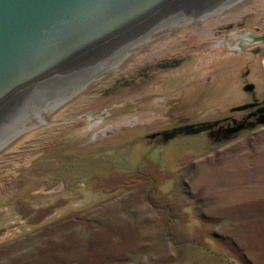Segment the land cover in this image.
Listing matches in <instances>:
<instances>
[{
    "label": "rangeland",
    "instance_id": "obj_1",
    "mask_svg": "<svg viewBox=\"0 0 264 264\" xmlns=\"http://www.w3.org/2000/svg\"><path fill=\"white\" fill-rule=\"evenodd\" d=\"M244 31L264 0L130 53L2 147L0 264H264V123L185 127L264 96V43L214 45Z\"/></svg>",
    "mask_w": 264,
    "mask_h": 264
},
{
    "label": "water",
    "instance_id": "obj_2",
    "mask_svg": "<svg viewBox=\"0 0 264 264\" xmlns=\"http://www.w3.org/2000/svg\"><path fill=\"white\" fill-rule=\"evenodd\" d=\"M238 1L0 0V149L130 53Z\"/></svg>",
    "mask_w": 264,
    "mask_h": 264
},
{
    "label": "flooded vegetation",
    "instance_id": "obj_3",
    "mask_svg": "<svg viewBox=\"0 0 264 264\" xmlns=\"http://www.w3.org/2000/svg\"><path fill=\"white\" fill-rule=\"evenodd\" d=\"M246 32V31H244ZM244 32H238L237 34L233 35V43H230V41L225 38L221 37L220 39L216 40V43L214 45H223L228 46L227 44L231 46H235L239 40L240 33ZM241 44L244 46V44L241 42ZM212 44H210L211 46ZM264 45V44H263ZM209 46V47H210ZM262 46V44H261ZM208 46L206 47V49ZM209 49V48H208ZM238 53L245 52L247 49L244 48V50H239L233 48ZM162 63V62H161ZM250 88H248L249 93L251 96L249 97V100L242 102L241 104L234 106V111L241 112V116L237 118L234 114H230L227 116H224L220 119L212 120V121H204V122H195V123H188L185 125V127H188V130L192 131L196 129L197 125L203 126L209 133L212 135L217 136L218 138H228L231 136H234L241 132L244 129H250L257 126L259 123H264V96L259 97L255 92V84L254 83H248ZM245 87V86H244Z\"/></svg>",
    "mask_w": 264,
    "mask_h": 264
},
{
    "label": "bare ground",
    "instance_id": "obj_4",
    "mask_svg": "<svg viewBox=\"0 0 264 264\" xmlns=\"http://www.w3.org/2000/svg\"><path fill=\"white\" fill-rule=\"evenodd\" d=\"M238 35H240V36H238L239 37V39H240V41L242 40V41H246L245 43H246V45H251V44H253V43H257V41L259 42V40H260V37L259 36H254V35H252V34H249V33H247V32H244V33H240V34H238ZM262 42V41H261ZM261 42H259V44L261 43ZM264 42V41H263Z\"/></svg>",
    "mask_w": 264,
    "mask_h": 264
},
{
    "label": "trees",
    "instance_id": "obj_5",
    "mask_svg": "<svg viewBox=\"0 0 264 264\" xmlns=\"http://www.w3.org/2000/svg\"><path fill=\"white\" fill-rule=\"evenodd\" d=\"M221 140H223V139H221ZM221 140H220V141H221Z\"/></svg>",
    "mask_w": 264,
    "mask_h": 264
}]
</instances>
